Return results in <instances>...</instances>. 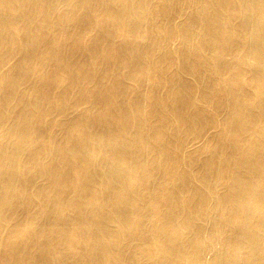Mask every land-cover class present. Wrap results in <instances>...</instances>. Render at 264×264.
<instances>
[{"label": "bare ground", "instance_id": "bare-ground-1", "mask_svg": "<svg viewBox=\"0 0 264 264\" xmlns=\"http://www.w3.org/2000/svg\"><path fill=\"white\" fill-rule=\"evenodd\" d=\"M0 264H264V0H0Z\"/></svg>", "mask_w": 264, "mask_h": 264}]
</instances>
